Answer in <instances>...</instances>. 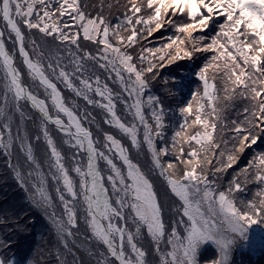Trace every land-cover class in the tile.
I'll return each instance as SVG.
<instances>
[{
  "label": "snow or ice",
  "instance_id": "1",
  "mask_svg": "<svg viewBox=\"0 0 264 264\" xmlns=\"http://www.w3.org/2000/svg\"><path fill=\"white\" fill-rule=\"evenodd\" d=\"M93 7L0 0V149L48 221L57 264H85L81 253L91 264H199L208 241L210 264H232L237 242L264 224V149L234 167L264 144V0ZM113 7L123 9L115 20ZM156 33L163 43L142 42ZM157 84L190 95L170 142ZM17 152L23 163L12 162ZM13 245L0 238V264H32Z\"/></svg>",
  "mask_w": 264,
  "mask_h": 264
},
{
  "label": "trees",
  "instance_id": "2",
  "mask_svg": "<svg viewBox=\"0 0 264 264\" xmlns=\"http://www.w3.org/2000/svg\"><path fill=\"white\" fill-rule=\"evenodd\" d=\"M88 2L94 5V7L90 10L95 11L96 5L100 3L115 5L117 3V0H88ZM120 2L123 3V0H120ZM104 11L107 13L108 9L105 8ZM122 11V8L118 9L116 7H113L111 10L113 20H115L117 15H119V13ZM161 31L166 32V35L172 34L171 31L166 29ZM142 42L149 47H153L163 43L164 40L161 38L160 33H156L155 36L150 38V40H144ZM176 63L189 64V66H191V62L189 61H177ZM169 67H175V65H171ZM164 71L167 72L168 69L166 68L164 69ZM181 71L184 70L182 69ZM217 84L219 87V80L217 81ZM193 87H196V85H193ZM153 91L155 93L165 92L158 84L153 89ZM189 99V92L187 89H185L183 93L177 94L176 96H171L169 98L170 102H168V105L172 106L171 111H176L178 105H183L186 102H190ZM242 103L243 101H237L236 108H230L228 114L230 116L234 115L236 111H239V106ZM32 114L33 113L28 112V110L26 109V115ZM170 116L179 117V114L176 111L175 113H171ZM170 116L168 117V120L171 118ZM29 125L31 126L32 123H30ZM32 126L34 127V125ZM225 134L227 135V133ZM40 146H43V149L46 150L43 141H41L39 144H34V151L36 152L38 158L41 159L40 155H38V152H40ZM261 149H264V144L258 143L257 145H253L252 148L246 150V152L241 155L238 164L234 167L236 169H239L247 165L250 162V154L253 151L259 152ZM16 161L18 160L13 157L12 162L15 163ZM232 171V169L229 170L230 173ZM227 178L228 177H225L224 179L227 180ZM156 187L161 196L167 194L168 190L162 178L157 179ZM255 188L256 185L249 184V190L244 193L241 198H252ZM29 217H31L30 220ZM25 221H27V223H25ZM17 223H19L18 228L15 227ZM46 234L50 237H44ZM9 236L14 241L13 251L16 253L17 259L27 257L29 260H31L32 264H57L56 258L54 256V250L48 247V241L53 238V234L50 231L48 221L40 209H37L31 205L28 199V194L23 188L20 187L18 181L15 179L12 169L8 167L7 158L4 155L3 150L0 149V238H6ZM144 246L149 250L151 248V245L147 240L144 241ZM210 252L206 253H209V256H212L213 253H215ZM81 256L85 261L83 253H81ZM67 258L71 264L72 257L68 256ZM86 259L88 258L86 257ZM252 262V264H264V260L256 259ZM85 264L88 263L85 262Z\"/></svg>",
  "mask_w": 264,
  "mask_h": 264
},
{
  "label": "rangeland",
  "instance_id": "3",
  "mask_svg": "<svg viewBox=\"0 0 264 264\" xmlns=\"http://www.w3.org/2000/svg\"><path fill=\"white\" fill-rule=\"evenodd\" d=\"M161 97L164 99V104L166 110H170L168 112V117L171 115V113H175L176 111H171L170 105H168L169 96L166 92L160 93L156 92ZM175 105V104H174ZM176 106V105H175ZM178 113V112H177ZM174 115V114H172ZM171 118L169 119L171 123V127L168 129V134L166 139L170 142L171 141V135L173 129L180 123V117H173L170 116ZM27 121L22 125V127H27L30 132L35 131V126L33 127L32 124L31 126L29 125ZM35 144V143H34ZM5 155V154H4ZM38 155H40L41 159H44L47 155L46 150L43 149V146H40V152H38ZM13 157H15L16 160L20 161L23 163V156L17 152ZM141 163L147 165V160L143 157V155L140 157ZM154 179L157 181L158 178ZM44 237H50L49 235H45ZM211 251V252H210ZM206 252H215L213 253L212 256H209V253ZM217 256V249L216 246L212 241H208L205 244L202 245V247L199 250V264H210L211 261ZM85 257V262L88 264H91V261L89 258L84 255ZM86 257L88 259H86ZM232 264H252L253 260H264V225L263 224H257L251 226V229L248 233V238L247 240H240L237 242L235 249L232 253Z\"/></svg>",
  "mask_w": 264,
  "mask_h": 264
}]
</instances>
